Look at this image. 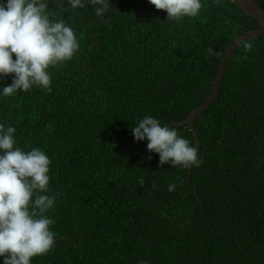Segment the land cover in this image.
Listing matches in <instances>:
<instances>
[{
  "label": "trees",
  "instance_id": "1",
  "mask_svg": "<svg viewBox=\"0 0 264 264\" xmlns=\"http://www.w3.org/2000/svg\"><path fill=\"white\" fill-rule=\"evenodd\" d=\"M203 4L198 17L172 22L148 0H111L99 24L91 5L50 0L78 52L49 69L51 92L0 98L17 146L52 161L55 244L32 264H264V35L236 49L220 94L194 122L202 163L191 182L189 169L161 168L131 131L146 115L186 120L212 94L230 45L261 25L231 0ZM176 130L195 147L188 126Z\"/></svg>",
  "mask_w": 264,
  "mask_h": 264
},
{
  "label": "clouds",
  "instance_id": "2",
  "mask_svg": "<svg viewBox=\"0 0 264 264\" xmlns=\"http://www.w3.org/2000/svg\"><path fill=\"white\" fill-rule=\"evenodd\" d=\"M62 2L72 10L91 5L98 17H103L111 4V0ZM148 2L157 10H165L166 20L172 22L196 18L204 6L203 0ZM49 3L50 0H0V79L14 74L10 84L0 86V98L34 87L51 92L49 69L64 67L78 52L80 44L74 29L63 19L53 18ZM208 51L212 53V49ZM131 131L137 142L147 140V149L159 154L161 168L170 164L189 169L202 163L197 147L174 126L162 124L151 115L140 119ZM16 132V127L0 122V257H4L2 264H32L34 257L54 247L56 233L51 226L55 221L48 212L54 208L57 196L47 194L51 159L40 148L25 151L17 146ZM140 183L143 186L144 181ZM176 186L169 184L168 191H174ZM152 188H156L154 183Z\"/></svg>",
  "mask_w": 264,
  "mask_h": 264
},
{
  "label": "water",
  "instance_id": "3",
  "mask_svg": "<svg viewBox=\"0 0 264 264\" xmlns=\"http://www.w3.org/2000/svg\"><path fill=\"white\" fill-rule=\"evenodd\" d=\"M234 4H236L239 8H241L246 14L250 15L251 17L257 19L260 22V27L247 32L246 34H243L242 36H239L228 48L225 57L223 61L221 62L217 77H216V82L215 86L213 89L212 94L207 98V100L204 102V104L200 107H198L196 110H194L186 120L175 123L169 126H174L176 129L180 126H188L195 138L197 149H200L201 142L200 138L198 136V133L196 131V128L194 126V122L198 116H200L202 113H204L208 108L214 103V101L217 99L218 95L220 94L222 84H223V78L225 71L236 51V49L244 42L258 38L259 36L264 35V8L259 5L256 1L254 0H231ZM109 6L105 13L108 11ZM104 13V14H105ZM102 17H99V21L97 23H102ZM93 25V23L91 24ZM96 41L94 42V44ZM194 167L189 168L188 176L186 178V181L191 182V177L193 173Z\"/></svg>",
  "mask_w": 264,
  "mask_h": 264
}]
</instances>
